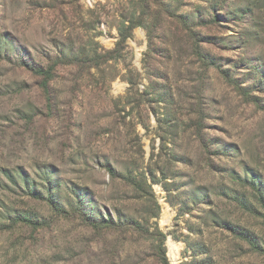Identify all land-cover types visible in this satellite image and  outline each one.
Returning a JSON list of instances; mask_svg holds the SVG:
<instances>
[{
    "label": "rangeland",
    "instance_id": "1",
    "mask_svg": "<svg viewBox=\"0 0 264 264\" xmlns=\"http://www.w3.org/2000/svg\"><path fill=\"white\" fill-rule=\"evenodd\" d=\"M0 264H264V0H0Z\"/></svg>",
    "mask_w": 264,
    "mask_h": 264
},
{
    "label": "trees",
    "instance_id": "2",
    "mask_svg": "<svg viewBox=\"0 0 264 264\" xmlns=\"http://www.w3.org/2000/svg\"><path fill=\"white\" fill-rule=\"evenodd\" d=\"M36 73L40 76H43L44 78H46V80H51L52 76H53V70L51 68L49 69H44V68H39L36 69ZM48 84L44 85V88H47Z\"/></svg>",
    "mask_w": 264,
    "mask_h": 264
}]
</instances>
